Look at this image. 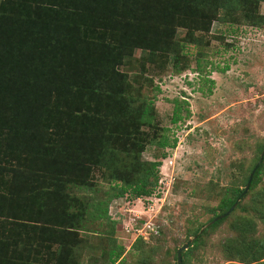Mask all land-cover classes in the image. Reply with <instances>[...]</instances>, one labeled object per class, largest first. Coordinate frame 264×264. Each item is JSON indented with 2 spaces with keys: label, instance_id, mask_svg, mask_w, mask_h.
I'll use <instances>...</instances> for the list:
<instances>
[{
  "label": "rangeland",
  "instance_id": "rangeland-1",
  "mask_svg": "<svg viewBox=\"0 0 264 264\" xmlns=\"http://www.w3.org/2000/svg\"><path fill=\"white\" fill-rule=\"evenodd\" d=\"M53 1L0 0V157L12 153L0 224L16 230L14 264H176L188 240L181 264H264V1L76 0L51 14ZM46 58L64 93L27 106ZM175 106L189 114L171 124ZM153 162L152 195H129L125 180Z\"/></svg>",
  "mask_w": 264,
  "mask_h": 264
},
{
  "label": "trees",
  "instance_id": "trees-1",
  "mask_svg": "<svg viewBox=\"0 0 264 264\" xmlns=\"http://www.w3.org/2000/svg\"><path fill=\"white\" fill-rule=\"evenodd\" d=\"M76 0H54L53 2H51L49 8L51 9V14L52 13H62L64 12V10H66V8H68L69 6H72L73 2H75ZM78 2H81L82 0H77ZM232 2H238L237 5H239V0H230ZM264 1V0H263ZM194 4L195 1H191V5L190 8H194ZM204 5L206 6V8H208L209 6L212 7V10H216L218 8L222 9V6L219 5V3L216 2H211V1H207L204 2ZM192 6V7H191ZM57 7V8H56ZM228 7L230 9L231 5L230 3L228 4ZM262 19V18H260ZM49 22V21H48ZM47 32L45 33V36L47 39H52V31L50 28V25L48 24L46 27ZM41 29L36 30L37 34H41ZM43 33V35H44ZM4 55L6 56V52L4 53ZM28 55V54H27ZM42 53H39V56H41ZM42 58L39 57V59H34L33 61H30L31 63H33L34 65L38 66L41 63ZM46 65H48V58H46L44 66L42 68V76H37V85H36V91L38 93V95L36 96V98H34V102H32L33 100L30 101H26L30 102L27 106L30 107H34L37 105H44V101L41 99L42 95H51L54 97H60L61 94H63L64 92L62 91L61 88H59V86H57L55 83H51L49 80L51 78V73L48 69V67H45ZM209 85L212 84V81L208 82ZM208 93L210 92V88H208ZM11 92H15V90H12ZM26 103L24 105H26ZM179 108L178 106H175L174 109L172 110L171 113V119L170 122L171 124H176L178 121L183 120L185 118L188 117L189 112H185L186 114L183 116V118H181L179 116V112H178ZM140 121L145 125V124H149L150 118L146 117V110H143V112L141 113V117H140ZM161 139V138H160ZM163 142V143H162ZM160 148H173L175 145V140L173 139L171 141V143H168L166 140H164V138H162V141L158 144ZM1 148V147H0ZM2 149V148H1ZM8 148L3 149V154L0 157V168L2 167L1 164H4V161L6 160H10L11 159V151H7ZM11 153V154H10ZM159 166V163H150L149 164V169H146L144 173H146L145 179H134L132 181L129 180H125V186L124 189H128L129 195H132L134 198H144V197H150L152 195V191L155 187V182H156V174H157V167ZM114 168V167H111ZM259 169H256V171L253 174L251 183H250V188H252L255 185V179L257 176ZM114 174L111 173V181H113V176ZM146 178H153L152 182H147ZM249 188V189H250ZM242 191H237L233 197L231 198H223L218 206V210L220 214H224L230 207L231 205L236 201V199H242L244 197L240 196ZM221 222V220L216 221L215 223L211 224L208 227V230H210L211 228L216 227L217 225H219ZM207 231V229L201 234H205V232ZM16 233V230L11 227V228H6L3 227L0 224V264H14L13 261V256H11V254L8 253V246H10L11 244H14V235ZM201 235L197 236L191 243L190 247L196 246L199 241L201 240ZM188 250V249H187ZM184 251L182 252L181 255L185 254Z\"/></svg>",
  "mask_w": 264,
  "mask_h": 264
},
{
  "label": "water",
  "instance_id": "water-1",
  "mask_svg": "<svg viewBox=\"0 0 264 264\" xmlns=\"http://www.w3.org/2000/svg\"><path fill=\"white\" fill-rule=\"evenodd\" d=\"M260 162H261V158L258 160V162L254 165V167L250 171V173L247 177V180H246V184H245L244 189L242 190L240 196H243L247 192L249 185L251 183V180H252V176H253L254 172L256 171V169L258 168ZM237 201H238V199H237ZM235 206H236V202L233 203L231 205V207L224 214H222L221 216H218L217 218L212 220V223H214L215 221H217L220 218H224V217L228 216V214L231 213V211L233 210V208ZM190 241L191 240H188L185 244H183L180 248H178L176 250V264H181V253L187 249L188 245L190 244Z\"/></svg>",
  "mask_w": 264,
  "mask_h": 264
}]
</instances>
